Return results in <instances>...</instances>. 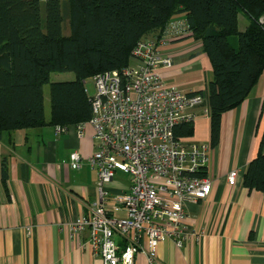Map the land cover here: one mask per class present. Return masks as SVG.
<instances>
[{"label": "crops", "instance_id": "obj_1", "mask_svg": "<svg viewBox=\"0 0 264 264\" xmlns=\"http://www.w3.org/2000/svg\"><path fill=\"white\" fill-rule=\"evenodd\" d=\"M178 18L184 15L173 16ZM248 20L243 12L238 15L239 30ZM259 20L264 21V15ZM201 46L199 38L188 34L170 40L160 49L172 64L158 74L166 85L202 92L206 111H199L191 123L192 132L181 139L210 144L207 84L212 68ZM45 90L44 86L48 121ZM220 121L219 140L209 145L203 170L211 180L210 192L203 199L185 201L180 222L187 236L179 246L171 239L159 242L154 264H264V191L249 190L242 182L264 132V68L247 97L225 111ZM75 125L59 133L50 124L0 133V264H102L91 250L87 231L71 237L66 226L98 196L97 173L88 163L96 150L94 131L88 124L79 136ZM72 152L80 156L78 168L70 164ZM3 162L6 183L2 181ZM232 169L238 172L234 185L226 182ZM114 177L106 186L110 193L127 191L129 175L127 182ZM133 261L148 264L143 252L136 253Z\"/></svg>", "mask_w": 264, "mask_h": 264}, {"label": "trees", "instance_id": "obj_2", "mask_svg": "<svg viewBox=\"0 0 264 264\" xmlns=\"http://www.w3.org/2000/svg\"><path fill=\"white\" fill-rule=\"evenodd\" d=\"M60 1L0 0V133L87 121L91 103L85 80L127 66L135 44L145 36L161 35L165 23L179 14L188 35L201 40L212 68L207 84L211 145L219 140L222 114L247 97L264 68V21L259 20L264 0H67L65 14ZM242 12L249 23L239 30ZM65 20L68 34L61 28ZM55 72L73 76L51 80ZM191 132L192 124L185 122L173 135L181 138ZM263 143L264 132L243 176L249 190L264 191ZM5 166L3 162L4 183Z\"/></svg>", "mask_w": 264, "mask_h": 264}, {"label": "built area", "instance_id": "obj_3", "mask_svg": "<svg viewBox=\"0 0 264 264\" xmlns=\"http://www.w3.org/2000/svg\"><path fill=\"white\" fill-rule=\"evenodd\" d=\"M185 22L169 20L161 35L145 36L135 44L127 66L91 78V117L75 127L79 136L86 125L93 128L96 150L88 163L97 173L98 196L66 226L71 237L87 231L91 250L102 264H134L138 252L154 264L159 242L171 239L179 246L187 236L180 222L185 201L203 199L210 192V178L201 175L210 144L184 142L173 135L177 125L196 119L204 106L203 94L166 85L158 74L172 64L160 48L188 34ZM54 128L59 133L65 127ZM69 157L78 168L79 154ZM117 171L129 175L128 189L111 194L106 186ZM237 176L232 169L226 182L234 185Z\"/></svg>", "mask_w": 264, "mask_h": 264}, {"label": "rangeland", "instance_id": "obj_4", "mask_svg": "<svg viewBox=\"0 0 264 264\" xmlns=\"http://www.w3.org/2000/svg\"><path fill=\"white\" fill-rule=\"evenodd\" d=\"M67 3H68V1L67 0H61L60 1V4H61V11H62V14H65V11H66V5H67ZM40 5V8H41V16L40 17H42V19L44 18L43 16H44V3L42 2L41 4H39ZM61 28H63V33L64 34H68L69 33V28H68V21L67 20H65L64 22H63V24H62V27ZM57 75H61V76H65V77H70V78H72V76H73V73L72 72H55V73H52L51 74V78H55ZM85 89H86V91H87V93H88V95H93L94 94V85H93V82H92V79L91 78H88V79H86L85 80ZM45 88H46V90L45 91H47V96H48V89H49V87L47 86V85H45ZM49 99L45 102L46 103V105H45V109H46V112L49 114ZM115 175V177H114V179L115 180H121L122 182H127V174H125V173H123V172H121V171H117V173H115L114 174Z\"/></svg>", "mask_w": 264, "mask_h": 264}]
</instances>
